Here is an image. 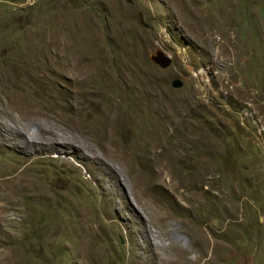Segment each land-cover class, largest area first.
<instances>
[{"label": "rangeland", "instance_id": "rangeland-1", "mask_svg": "<svg viewBox=\"0 0 264 264\" xmlns=\"http://www.w3.org/2000/svg\"><path fill=\"white\" fill-rule=\"evenodd\" d=\"M76 49L95 53L79 56L90 70L72 59L83 87L41 77L49 57ZM159 52L171 59L168 68L152 60ZM2 77L13 98L1 128H19L44 148L52 142L45 126L58 128L46 114L67 115L57 102L98 99L84 123L105 128L112 117L126 165L59 129V148L24 163L19 150L0 149V264L143 262L147 246L135 238L143 240L145 227L168 264H175L170 239L173 258L190 264H264V0H0ZM33 111L39 115L16 121ZM176 112L193 115L184 120L189 136L167 126L166 117L179 120ZM163 130L171 137L154 148ZM107 160L121 183L99 166ZM131 165L155 191L163 193L161 170L173 186L170 194L157 191L165 230L152 224L153 194H140L123 169ZM27 166L30 191L11 174ZM193 232L206 251L189 250Z\"/></svg>", "mask_w": 264, "mask_h": 264}, {"label": "bare ground", "instance_id": "bare-ground-1", "mask_svg": "<svg viewBox=\"0 0 264 264\" xmlns=\"http://www.w3.org/2000/svg\"><path fill=\"white\" fill-rule=\"evenodd\" d=\"M51 42L53 44L57 45L58 39L52 40ZM38 43L39 42L37 40V44ZM81 50H82V53H80V54H78L77 49L74 50L75 51L74 53H67V52H64L63 50H61V53H58V51H57L56 54H54L52 57L48 58L50 60V63H51V64L48 63L49 71L46 74H41V77L46 79L47 75H49V76H52V77H49V80H51V81L55 80L56 82H58L59 80H62V79L73 80L72 82L70 81L72 84L76 85L78 88L83 87L87 83V80L83 76L81 70L76 66L75 63H73L72 59L75 62H77L79 56H83L84 54H95V53H90V52L83 50V49H81ZM46 55H48V54H46ZM50 55H48V56H50ZM79 59L82 60V62H80L78 64L82 65L87 70H90L89 63L87 61H83L84 57H80ZM45 62L46 61H40L41 65H43V66H46V65H44ZM41 70H44V68H41ZM71 75H74V78H70ZM32 77L34 78V75ZM9 81L7 78L2 77V81L0 83V119L5 118L4 114L8 112L7 111L8 109L6 108V106H7V104L10 103L11 98H13L12 97L13 88H10V87H12L11 86L12 83H10ZM92 93H93V89L85 91L83 95L87 96V95H90ZM68 94L69 93H67V95ZM4 98L7 99L8 101L3 100ZM86 101H87L86 98L83 97L81 100H74L73 103L67 102V104L62 105L55 100L54 102H57L58 105H60L65 110L67 115L66 116H61V115L57 116V115L51 113V116L55 115L57 118L48 117L50 115L46 114L44 119L46 120V123L49 125H50V122L52 124V120L54 122L55 121L58 122V124H57L58 128L57 129H59V131L62 133V135H69L70 134L75 139L78 138L77 137L78 135L79 136L82 135V140L86 145H89L90 142H92V143L95 142L97 145H94V143H93V145L99 149V152L101 151L106 156H109V160H113V162L117 161L120 163H124L126 165V162H125L126 157L124 156V154H123V152L119 146V143L115 137L113 118L109 117L108 121L106 122L105 128H103V122H100V124H99L97 120L88 123L89 127H87L88 124H85L84 120L87 117H89L90 109H92V107L98 106L100 104V102H98L99 101L98 99H95V100L91 101L90 103H88ZM163 104H165V103H163ZM180 105H182V103ZM162 108H163V105H162ZM181 109H182V107H181ZM176 110H177V108H176ZM177 111H179V110H177ZM172 112H173V110H172ZM176 114L178 115L177 117L179 119L177 121L172 116H168L165 118L167 123L169 124L167 126H171V128H174V132H176L177 129L179 130L181 128L182 132H184L185 135L189 136L190 134H192V133H190L191 129H187L184 126V120L188 121L189 118L193 115L192 114L180 115L181 113H179V112H176ZM37 115H39V112H35V111H33V112H19V116L16 118V121H19V120L29 121L30 119H32L33 117H35ZM186 115H188V116L186 119H184V117ZM46 117H48V118H46ZM190 122L191 121H189L188 123H190ZM162 125H164L166 127L165 123ZM45 128H46V132L49 135H51L52 142H50L44 148L36 149L35 146L38 144L37 141L32 140L30 142L29 140H27V138L24 137L25 133L23 130H21L19 128H11L9 126L1 128V126H0V149L8 150L10 147V148H12V150H16V151L19 150L21 152V155L23 158V163L25 161H27V159H29L33 156L39 157V156L47 155L49 153L47 150H50L53 148H59L60 141H58L57 137H56V135H58V133L56 132L57 129L52 128L51 126L50 127L45 126ZM162 129H164V127H162ZM71 130H73L74 132H72ZM166 131L163 130V132L161 134V140L159 143H157L158 145L154 148H157L160 144L165 143L167 138L171 137L170 135H168V132H166ZM68 138H67V140H68ZM198 138L199 137H197L195 140H191L192 143L194 144V142ZM78 149H80V150L82 149L80 145H78ZM87 155H89V154H87ZM101 157H103V156L101 155ZM93 159L96 162H99L100 160H102L98 156V154L96 156H93ZM109 160H107V163H102L99 166L102 168V170L107 172V175L109 176L110 180H112L116 184L121 183L119 173L117 171H115L116 169H115L114 165H111V163H108ZM35 161H36V159H35ZM123 169L125 171H128V173L130 175H132L134 187L140 194L144 195L147 192H151L153 194L152 198H153L154 205L157 208V214L155 213L156 218L154 217L155 219H154L152 224L161 228L162 230H165L167 227H166V224L164 222V219L161 218V215H163V211L164 210L166 211V209L162 205H160L158 203V201L156 200V198L158 196V192H160V194H170V189H172V187H173L167 183L166 184L164 183V176L166 175L165 172H163L162 170L159 171V174H158L157 180H156L157 182L161 183L160 188H163V193H161V189L160 190L157 189L155 191V189H154L155 187L146 186V183L135 172L132 171L133 170L132 165L129 168V170H128V168H123ZM11 174H14L13 176H16L14 181L19 183V184L24 185V188L26 190L30 191V190L35 189L33 184H32V180H31V168L29 169L28 166L25 167V169H23L20 172L14 171ZM13 176L11 178H14ZM16 180H18V181H16ZM175 188L176 187H174V189ZM3 193H5V192H3ZM178 194L182 197L183 200L184 199L187 201L190 200V198L188 196L184 195L183 193L180 192ZM180 206L181 205L179 204V202L176 201V208L178 210L182 209L185 211V209L183 207H180ZM185 231L188 233L189 228H186ZM140 236H141V239H143V240L141 241V240L137 239L138 237L135 238L136 239V245L137 246H143V247H145V245H146L148 257L145 258V260L143 262L137 261L136 263H134V257H133V258H131V264H168L167 261H163L161 259L160 255L156 252L155 246L152 244V241L149 240L150 236H149L148 229L146 227L144 228L143 235L140 233ZM170 241H172V243L166 249V251L168 252V257H169L168 260H172L175 264H190V262L184 256H180V255L176 254L175 258H173L172 251L174 248V242H176V241H173V239H170ZM189 241H190L189 250H192V251H195L198 253L200 252V250H202V252L206 251V242L204 243L203 241H201V239L199 238V235L197 233L196 234L194 232L191 233V237H190ZM199 245H201V246H199ZM178 251H180L182 254L185 253V251H182V250H178Z\"/></svg>", "mask_w": 264, "mask_h": 264}, {"label": "water", "instance_id": "water-1", "mask_svg": "<svg viewBox=\"0 0 264 264\" xmlns=\"http://www.w3.org/2000/svg\"><path fill=\"white\" fill-rule=\"evenodd\" d=\"M152 60L160 65L163 68H168L172 62L171 59L168 57H165L162 53H158L155 57L152 58ZM175 88H181L183 86V84H181L180 82H175V84L173 85Z\"/></svg>", "mask_w": 264, "mask_h": 264}]
</instances>
